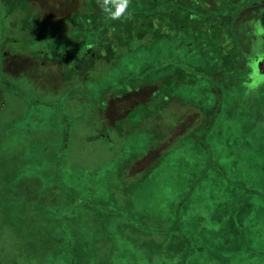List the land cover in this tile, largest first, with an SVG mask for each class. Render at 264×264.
I'll return each instance as SVG.
<instances>
[{
    "label": "rangeland",
    "instance_id": "obj_1",
    "mask_svg": "<svg viewBox=\"0 0 264 264\" xmlns=\"http://www.w3.org/2000/svg\"><path fill=\"white\" fill-rule=\"evenodd\" d=\"M262 1L174 0L184 11L140 24L151 0H129L128 50L60 89L66 56L36 35L98 23L104 0H0V264H264V85L245 86ZM160 25L182 36L131 41ZM173 72L153 102L103 118L104 93Z\"/></svg>",
    "mask_w": 264,
    "mask_h": 264
},
{
    "label": "flooded vegetation",
    "instance_id": "obj_2",
    "mask_svg": "<svg viewBox=\"0 0 264 264\" xmlns=\"http://www.w3.org/2000/svg\"><path fill=\"white\" fill-rule=\"evenodd\" d=\"M149 1V0H148ZM161 2L162 7L157 8L156 5ZM173 3L178 10H183V6L179 5V3H175L174 0H151V2H140L144 7H147L145 13H140L135 18H137V21L139 23H147L151 21L152 19H156L157 17H162L165 15L164 13L169 10V4ZM264 1L261 3L263 4ZM260 3V4H261ZM148 4V5H147ZM259 3H253V5H258ZM165 5V6H164ZM112 11L115 10V8L110 5L109 6ZM189 7L188 11L189 12ZM165 10V12L163 11ZM216 8L210 9L209 13L205 12L204 14H201V12L196 11L192 9V14H195L197 16L206 15L209 17L216 16ZM214 11V12H213ZM197 13V14H196ZM214 13V14H213ZM105 14V13H103ZM102 13L100 14V16ZM129 16V15H128ZM172 16L175 17V14H172ZM134 17V16H133ZM126 17H121L120 19H110L108 16H103L100 18V21L94 25H86V27L80 28H68L65 30L63 29V33H54L53 35H36V38L39 42H42L45 44L48 48V50L41 49L39 50L40 53L43 52V54L49 55V53L53 56L57 54L58 52H62L65 54V64L63 63L62 66H64V70L66 72V80L62 82H57L56 86L60 89H65L68 87H72L75 85H81V83H87L85 81H88L89 79H92V76L96 73L98 70H102L104 67L115 64L116 57L119 55V53L122 50H128L130 43H124L122 44V30L120 22ZM131 27V25H129ZM160 28L162 29L159 31L155 36L153 34H145L141 37H138L137 35H134L135 37H131L132 42H136L140 44L141 42H147L152 39H161L162 38H179L182 36V33L179 32L178 34H175L174 32L169 35V27L164 26L162 27L160 25ZM3 30V28H2ZM5 33L3 36L1 35V38H3V41H9L11 39V36L8 34V28H4ZM131 30V29H130ZM18 31L23 32V30L18 28ZM124 31V30H123ZM127 31V30H126ZM168 31V33H167ZM187 34V33H186ZM186 34L184 36L186 37ZM24 35V34H22ZM130 35L133 36L131 33ZM35 38V36H32ZM203 38H197L190 42L191 47H200L199 43L203 41ZM105 42H111V44L106 49L108 52V56L104 54V44ZM127 42V41H126ZM24 41L19 39L18 36L16 37L14 41L13 47L17 48H23ZM68 44L70 45L69 48H74L76 50V54H72L71 50L63 49L64 45ZM84 47V52L82 48ZM102 49L101 50L99 49ZM99 49V54L96 56L91 55L95 50ZM192 50V48H189ZM81 50V51H80ZM203 50H208L203 47ZM8 52V51H7ZM77 52H79L77 54ZM6 54V53H5ZM240 58V57H239ZM240 60L237 59L236 65L231 68V72H233L234 68H237L239 66ZM52 72V70H51ZM53 75L57 77V74ZM227 74V72L225 73ZM54 78V77H53ZM58 78V77H57ZM59 79V78H58ZM175 80V73H168L166 75L158 77V79L154 80L151 78L147 79L148 82L142 81V80H136L134 81L135 87H132V84H129L127 87V90L125 88V91L122 93L119 92V94H115V92L110 93L106 92L104 93V98L101 101L100 107H102V112H104L103 118L105 119L109 116V110L110 108H113V106H117L119 110L117 109L112 110L113 114H117V116L114 114V116L117 117V120H119L121 117L123 119L128 118L130 116V112L134 110V108L140 104H147L154 101V96L158 94L159 90L163 88V86L166 83H171V80ZM56 86L54 89H56ZM76 87V86H75ZM119 90V89H118ZM143 98H142V97ZM138 97V98H137ZM160 99V104H162L163 107H165L167 104L165 101L168 99V97H158ZM6 101H8L7 98H5ZM165 100V101H164ZM167 102V101H166ZM99 104V103H98ZM122 105L126 106L125 108ZM132 108V109H131ZM115 111V112H114ZM106 112V113H105ZM1 114V109H0ZM105 121V120H104ZM130 128V126L128 127ZM128 128L123 130L122 132H127Z\"/></svg>",
    "mask_w": 264,
    "mask_h": 264
},
{
    "label": "clouds",
    "instance_id": "obj_3",
    "mask_svg": "<svg viewBox=\"0 0 264 264\" xmlns=\"http://www.w3.org/2000/svg\"><path fill=\"white\" fill-rule=\"evenodd\" d=\"M109 4L115 8V11H112V9L108 7ZM128 4L129 0H104L101 7L110 19L116 20L125 15ZM248 23L252 26L253 35L256 36L257 39L254 42L255 54L248 58L254 60V63L251 65L253 71L249 73L251 83L246 84L245 86L249 90H256L261 85H264V76L260 75L258 71V64L260 61H264V51H262V49H264V39H260L261 37H264V22L257 19L249 21ZM256 57H259V59H255Z\"/></svg>",
    "mask_w": 264,
    "mask_h": 264
},
{
    "label": "trees",
    "instance_id": "obj_4",
    "mask_svg": "<svg viewBox=\"0 0 264 264\" xmlns=\"http://www.w3.org/2000/svg\"><path fill=\"white\" fill-rule=\"evenodd\" d=\"M261 3V2H260Z\"/></svg>",
    "mask_w": 264,
    "mask_h": 264
}]
</instances>
